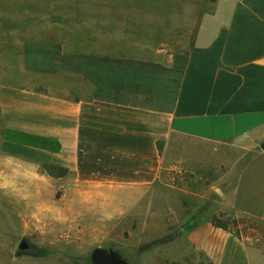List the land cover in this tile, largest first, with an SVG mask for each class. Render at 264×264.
<instances>
[{"label": "crops", "instance_id": "crops-1", "mask_svg": "<svg viewBox=\"0 0 264 264\" xmlns=\"http://www.w3.org/2000/svg\"><path fill=\"white\" fill-rule=\"evenodd\" d=\"M200 2L177 59L161 47L159 0L25 6L38 31L0 71V192L37 201L24 223L124 215L162 170L241 149L260 177L239 209L264 219V0ZM183 239L211 264H264L227 229Z\"/></svg>", "mask_w": 264, "mask_h": 264}, {"label": "rangeland", "instance_id": "rangeland-1", "mask_svg": "<svg viewBox=\"0 0 264 264\" xmlns=\"http://www.w3.org/2000/svg\"><path fill=\"white\" fill-rule=\"evenodd\" d=\"M36 3L38 0H0V71L20 50V43L38 31L30 29L28 22L39 15L23 13L25 6L30 11ZM201 3L159 0V39L164 42L165 55L179 57ZM1 133L0 126V137ZM259 144L264 149V141ZM221 159L213 165L175 164L173 170H162L159 187L131 211L107 219L95 213L77 222L37 218L24 223L37 201L32 196L22 201L13 192L2 191L0 264H91L95 247L116 250L129 264H211L193 246H183L186 232L203 226L227 229L264 252V219L241 211L249 208L246 195L260 177L255 153L229 150ZM213 219L226 228L216 226ZM22 241L28 246L20 248ZM174 246L178 250H172Z\"/></svg>", "mask_w": 264, "mask_h": 264}, {"label": "water", "instance_id": "water-1", "mask_svg": "<svg viewBox=\"0 0 264 264\" xmlns=\"http://www.w3.org/2000/svg\"><path fill=\"white\" fill-rule=\"evenodd\" d=\"M90 261L91 264H129L116 250L100 247H95L91 251Z\"/></svg>", "mask_w": 264, "mask_h": 264}, {"label": "trees", "instance_id": "trees-1", "mask_svg": "<svg viewBox=\"0 0 264 264\" xmlns=\"http://www.w3.org/2000/svg\"><path fill=\"white\" fill-rule=\"evenodd\" d=\"M213 222L216 226L226 228L225 224L220 223L217 219H213ZM37 254V253H36ZM40 254V253H39Z\"/></svg>", "mask_w": 264, "mask_h": 264}, {"label": "flooded vegetation", "instance_id": "flooded-vegetation-1", "mask_svg": "<svg viewBox=\"0 0 264 264\" xmlns=\"http://www.w3.org/2000/svg\"><path fill=\"white\" fill-rule=\"evenodd\" d=\"M28 245L24 242V241H22L21 243H20V245H19V247L20 248H25V247H27Z\"/></svg>", "mask_w": 264, "mask_h": 264}]
</instances>
